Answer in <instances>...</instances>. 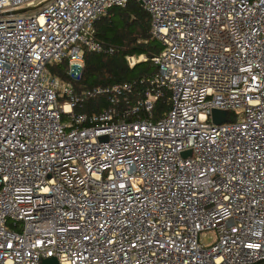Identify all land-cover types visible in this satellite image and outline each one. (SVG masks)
Wrapping results in <instances>:
<instances>
[{"label": "built area", "instance_id": "1", "mask_svg": "<svg viewBox=\"0 0 264 264\" xmlns=\"http://www.w3.org/2000/svg\"><path fill=\"white\" fill-rule=\"evenodd\" d=\"M130 1L161 46L148 86L76 93L51 67L112 52L95 23ZM47 257L264 264V0H0V264Z\"/></svg>", "mask_w": 264, "mask_h": 264}, {"label": "trees", "instance_id": "2", "mask_svg": "<svg viewBox=\"0 0 264 264\" xmlns=\"http://www.w3.org/2000/svg\"><path fill=\"white\" fill-rule=\"evenodd\" d=\"M150 25L149 15L135 1H130L125 7L112 8L95 23L96 40L104 47L112 48V52H85L84 66L76 81L67 76L65 62L52 66L51 71L62 80L70 82L76 93L123 82H136L135 90L144 91L156 72L152 58L161 50L160 44L150 34ZM139 55H143L146 60L130 67L127 57ZM134 96L137 97V94H132L131 98ZM106 106L107 98L99 96L86 102L82 110L98 112ZM168 109L165 95L155 102L154 118H160Z\"/></svg>", "mask_w": 264, "mask_h": 264}, {"label": "water", "instance_id": "3", "mask_svg": "<svg viewBox=\"0 0 264 264\" xmlns=\"http://www.w3.org/2000/svg\"><path fill=\"white\" fill-rule=\"evenodd\" d=\"M35 8L36 7H28V8L20 9V10L14 11L13 14L24 13L27 11H31ZM211 118L214 124H221L223 122L228 121V112L222 111V110H213L211 113ZM188 154L189 152H184L182 153V156L185 157ZM40 264H59V261L56 257H47V258H43Z\"/></svg>", "mask_w": 264, "mask_h": 264}, {"label": "rangeland", "instance_id": "4", "mask_svg": "<svg viewBox=\"0 0 264 264\" xmlns=\"http://www.w3.org/2000/svg\"><path fill=\"white\" fill-rule=\"evenodd\" d=\"M214 239H215V236L213 232H205L200 237L201 243L204 244L205 246L212 243Z\"/></svg>", "mask_w": 264, "mask_h": 264}]
</instances>
